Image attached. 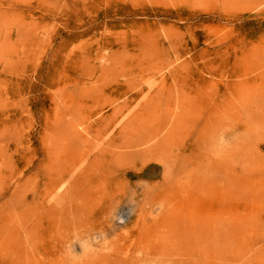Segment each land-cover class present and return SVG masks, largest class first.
Masks as SVG:
<instances>
[{"label": "rangeland", "instance_id": "374dc122", "mask_svg": "<svg viewBox=\"0 0 264 264\" xmlns=\"http://www.w3.org/2000/svg\"><path fill=\"white\" fill-rule=\"evenodd\" d=\"M1 1L0 264H264V0ZM112 148L72 195L58 172Z\"/></svg>", "mask_w": 264, "mask_h": 264}, {"label": "bare ground", "instance_id": "6f19581e", "mask_svg": "<svg viewBox=\"0 0 264 264\" xmlns=\"http://www.w3.org/2000/svg\"><path fill=\"white\" fill-rule=\"evenodd\" d=\"M1 1V0H0ZM8 1H10V0H8ZM15 1V0H14ZM23 1V0H22ZM2 2V1H1ZM24 2H25V0H24ZM38 2V1H37ZM40 2H42V1H40ZM45 2V1H44ZM48 2V1H47ZM6 3V2H5ZM11 3V2H10ZM28 3H30V2H28ZM39 3V2H38ZM37 3V5H39ZM11 4H13V3H11ZM24 4V3H23ZM41 4V3H40ZM15 5V4H14ZM25 5H27V3H25ZM34 5H36V4H34ZM6 6V5H5ZM22 6V5H21ZM24 6V5H23ZM8 7V6H7ZM17 7V6H16ZM19 7V6H18ZM28 7V6H27ZM31 7V6H30ZM29 7V8H30ZM32 8H34V6H32ZM37 8V7H36ZM15 9V8H14ZM4 10V9H3ZM10 10V9H9ZM19 9H17V11H18ZM42 10H44V9H42ZM41 10V11H42ZM1 11V10H0ZM27 11V10H26ZM32 12V11H31ZM2 13V12H1ZM23 13V12H22ZM57 13V12H56ZM3 14V13H2ZM1 14V15H2ZM13 14H15V13H13ZM33 14H34V12H33ZM51 14V13H50ZM12 15V14H11ZM26 15V14H25ZM43 15V14H42ZM47 15V14H46ZM14 16V15H13ZM16 16V15H15ZM14 16V17H15ZM31 16V15H30ZM39 16V15H38ZM55 16H56V14H55ZM4 17H5V15H4ZM10 17V16H9ZM12 17V16H11ZM11 17H10V19L9 20H11ZM41 17V16H40ZM44 17V16H43ZM42 17V18H43ZM7 18H8V16L7 17H5V22L6 21H9V20H7ZM13 18V17H12ZM4 19V18H3ZM2 19V20H3ZM0 20H1V17H0ZM39 20H40V18H39ZM4 21V20H3ZM27 21H29V20H27ZM32 21V20H31ZM38 21V20H37ZM2 21H0V23H1ZM23 22V21H22ZM41 22V21H40ZM28 23V22H27ZM33 23V22H32ZM4 23H2V24H0V26L2 27V25H3ZM31 24V23H30ZM34 24H35V20H34ZM4 26V25H3ZM0 30H1V28H0ZM20 31V33H21V29L19 30ZM6 32V31H5ZM26 33H27V31H26ZM2 34V33H1ZM0 34V35H1ZM7 34V33H6ZM12 34V33H11ZM16 34H18V33H16ZM28 35V34H27ZM26 34H25V36H27ZM71 35H72V33H71ZM16 36V35H15ZM20 36V35H19ZM2 38H3V36H1ZM12 37V36H11ZM10 37V38H11ZM21 37V36H20ZM20 37H19V40H20ZM10 38H9V42H10ZM23 38V37H22ZM25 38V37H24ZM15 39V38H14ZM4 40V39H3ZM16 41V40H15ZM17 41H18V39H17ZM22 41H23V39H22ZM2 42V41H1ZM19 42V41H18ZM24 42V41H23ZM15 43V42H14ZM13 43V44H14ZM17 43V42H16ZM4 44V43H3ZM5 44H7V43H5ZM10 44V43H9ZM8 44V45H9ZM3 46V45H2ZM2 46L0 47L1 49H2ZM11 46V45H10ZM16 46L18 47V43L16 44ZM4 47V46H3ZM4 48H6V47H4ZM3 48V49H4ZM19 48V47H18ZM0 49V51L2 52V50ZM20 49V48H19ZM21 51V50H20ZM19 51V52H20ZM4 52V51H3ZM18 52V51H17ZM18 52V53H19ZM23 52V51H22ZM22 52H20V53H22ZM16 53V52H15ZM24 53V52H23ZM54 53V52H53ZM5 54H7V53H5ZM13 54V53H12ZM49 54V53H48ZM52 54V53H51ZM53 55V54H52ZM138 124V123H137ZM140 124H142V123H140ZM140 124H138V126L137 127H139V125ZM144 125V124H143ZM165 125V124H164ZM164 125H163V127H164ZM173 125H175V126H177L176 128L178 129V126L179 125H176V124H174V123H172V125L171 126H173ZM129 125H127L126 127L129 129L130 127H128ZM166 126V125H165ZM169 126V128L171 129V128H173V127H170V125H168ZM125 127V129H127ZM131 127H133L132 125H131ZM143 126H141V128H142ZM162 127V128H163ZM154 128V127H153ZM175 128V129H176ZM135 129V128H134ZM139 129H140V127H139ZM139 129H138V131H139ZM156 130H157V127L155 128ZM164 129V130H163ZM162 130H163V132H162V134H165V138H167L165 141L163 140V142L159 145L160 147V152H162V150L164 151L165 150V152H167V154H164L165 156L164 157H167L165 160H170V157H177V153L175 152V154H173L171 151V149H170V151H169V149L168 148H171V147H166L165 148V144L167 145L168 144V142H169V140H171L170 138L168 139V136L166 137V133H168V132H166V133H164L166 130H167V128L165 127V128H163ZM166 129V130H165ZM130 130V129H129ZM142 130V129H141ZM125 131V130H124ZM131 131H132V129H131ZM131 131H129V132H131ZM133 131H135V133H136V129L135 130H133ZM159 131V130H158ZM173 131V130H172ZM174 131H176V130H174ZM178 131V130H177ZM176 131V132H177ZM126 132V131H125ZM124 132V133H125ZM127 132H128V130H127ZM126 132V133H127ZM161 132V131H160ZM120 133H122L123 134V132H120ZM138 133V132H137ZM136 133V134H137ZM144 133V132H143ZM147 133V132H146ZM132 134H133V132H132ZM135 134V136H137V137H139V135H136ZM148 134V133H147ZM171 135H172V133H170ZM170 134H168V135H170ZM174 134V133H173ZM177 134V133H176ZM116 135V134H115ZM126 135V134H125ZM124 135V136H125ZM128 136L129 135H131V133L130 134H127ZM150 135H152V133H150V134H148V137L150 136ZM158 134H156V136H157ZM118 136V135H117ZM173 136H176V138L177 137H179L178 135H173ZM137 137H135L134 138V135L132 136V138H134V139H136V141H137ZM147 137V136H146ZM129 138H131V137H129ZM149 138H151V137H149ZM148 138V139H149ZM153 138H154V136H153ZM152 138V139H153ZM156 138V137H155ZM172 138H174V137H172ZM117 139V138H116ZM133 139V140H134ZM139 139V138H138ZM151 139V140H152ZM158 139V138H157ZM118 140V139H117ZM132 140V141H133ZM150 140V141H151ZM156 140V139H155ZM174 140H175V138H174ZM131 141V140H130ZM147 141V140H146ZM149 141V142H150ZM115 142H117V141H115ZM124 141L122 140V143H123ZM134 142H135V140H134ZM175 142H178V139H177V141L175 140ZM188 142H189V140H188ZM118 144H120L119 142H117ZM128 143V142H127ZM137 144L138 143H140V141L138 140V142H136ZM125 144V143H124ZM124 144H122L123 146H124ZM144 143H142V147H144V145H143ZM148 144V143H147ZM147 144L145 145L146 147H148L147 146ZM115 145H116V143H115ZM170 145V144H169ZM173 145V144H172ZM176 145V144H175ZM119 146H121V145H119ZM119 146H117L118 147V149H119ZM132 146H133V143H132ZM134 146H136V145H134ZM141 146V145H140ZM139 146V147H140ZM151 146H152V144H151ZM168 146V145H167ZM116 147V146H115ZM117 147H116V149H117ZM128 146H126V148L125 149H128L127 148ZM149 147H150V145H149ZM154 147V146H153ZM158 147V146H157ZM175 147H177V146H175ZM114 148V147H113ZM113 148H112V150L110 151V150H108V149H103V150H101L100 152H98V154H96L95 155V157H94V159L92 160V162H91V164L89 165L88 164V162H87V164L89 165V166H86L85 168H83V169H80V170H71V169H62L63 170V173L60 171V172H58V175L60 174V176L61 177H63L64 179H65V177H64V175H65V173H68V175H69V179H68V183H69V190L68 191H70V190H72V189H74V191H73V193L71 192V194L72 195H75L74 193H75V188H77V190H78V188L80 189V188H82L81 186H83V187H86L87 186V184L88 183H91V182H87L88 180V178L89 177H87V176H89V174H91V171L92 170H100V169H102V171L100 172L101 174H99V180L102 182V183H106V182H109L110 181V179H111V175L115 172V169H116V167L114 168V169H112V167L113 166H118L119 167V165H121V163H123L125 160H128V159H126L125 157L126 156H124L123 154V152H125V151H120V152H115L114 150H113ZM122 148V147H121ZM131 148H133V147H131ZM130 148V149H131ZM136 148V150H139V149H137V147H135ZM145 148V147H144ZM115 149V148H114ZM129 149V150H130ZM176 149V148H175ZM177 149H178V147H177ZM120 150V149H119ZM180 150V149H179ZM177 151V150H176ZM200 151V150H199ZM92 151H90V153H91ZM127 152H129L128 150H127ZM131 152V151H130ZM140 152V151H139ZM145 152V151H144ZM152 152V151H151ZM126 153V152H125ZM134 153V152H133ZM159 153V152H158ZM183 153H184V151H183ZM187 153V152H186ZM156 154H157V152H156ZM89 155V154H88ZM128 155V154H127ZM137 155V154H136ZM160 155V154H159ZM141 156V155H140ZM154 156H156V157H158V155H154ZM161 156H163V154L161 155ZM160 156V157H161ZM168 156H169V158H168ZM201 156V155H200ZM135 157H137V156H135ZM141 157H143L144 158V156H141ZM86 158V157H85ZM84 158V160H86ZM127 158H129V156L127 157ZM180 158V157H179ZM178 158V159H179ZM147 159V158H146ZM158 159V158H157ZM156 159V160H157ZM178 159H176V160H178ZM67 160V159H66ZM160 160V159H159ZM176 160H175V162H176ZM81 161H82V159H81ZM183 161H184V159H183ZM160 162L162 163V161L160 160ZM169 162V161H168ZM200 162V161H199ZM180 163V165H181V163H183V162H179ZM178 163V164H179ZM177 164V165H178ZM186 164V163H185ZM189 164V163H188ZM57 165V164H56ZM59 165V164H58ZM106 165H109L108 167L106 166ZM177 165H176V167H177ZM192 165V164H191ZM123 166V165H122ZM169 166H171V165H169ZM184 166V165H183ZM195 166H198V165H195ZM79 167H81V166H79ZM78 167V168H79ZM182 167V166H181ZM49 169H50V167H48ZM76 168V167H75ZM82 168V167H81ZM108 168V169H107ZM164 168H166V167H164ZM174 168V167H173ZM183 168V167H182ZM48 169V170H49ZM51 169H52V167H51ZM57 169H59L60 170V168H58V166H57ZM57 169H53V170H56V172H57ZM112 169V170H111ZM180 169V168H179ZM53 170H51V172L53 171ZM169 170H170V168H169ZM168 170V171H169ZM175 170V169H174ZM177 170V169H176ZM175 170V171H176ZM144 171V170H143ZM171 171V170H170ZM55 172V171H54ZM97 172V171H96ZM95 172V173H96ZM118 172V171H117ZM110 173V174H109ZM139 173V172H138ZM171 173H172V171H171ZM56 174V173H55ZM62 174V175H61ZM124 174V173H123ZM164 174V173H163ZM167 174V173H166ZM168 174H170V173H168ZM57 175V174H56ZM57 175V176H58ZM110 175V176H109ZM50 176H51V174H50ZM54 176V175H53ZM125 176V175H124ZM170 176V175H169ZM173 176V175H172ZM47 177V176H46ZM98 177V176H97ZM48 178H50V177H48ZM176 178H178V177H176ZM67 179H65V180H67ZM92 180V179H91ZM146 180V179H145ZM179 180H180V178H179ZM61 180L59 179V182H60ZM47 182V181H46ZM62 182V181H61ZM67 182V181H66ZM66 182H65V184H66ZM48 183H49V181H48ZM92 184H93V182H92ZM95 184V183H94ZM97 184V183H96ZM53 185V184H52ZM51 185V186H52ZM57 185V184H56ZM55 185V186H56ZM49 187V189L50 188H52V187ZM89 186V185H88ZM114 186H115V184H114ZM130 186V185H129ZM36 187V186H35ZM131 187V186H130ZM46 188V187H45ZM54 188V187H53ZM62 188V187H61ZM153 188V187H152ZM33 189V191H34V189L35 188H32ZM31 189V190H32ZM55 189H57V188H55ZM83 189V188H82ZM89 189V188H88ZM93 189V188H92ZM106 189V188H105ZM45 190V189H44ZM48 189H46V193H48V191H47ZM58 190H60V189H58ZM76 190V191H77ZM90 190V189H89ZM32 191V192H33ZM36 191V190H35ZM49 191H51V190H49ZM55 191H57V190H55ZM82 191V190H81ZM83 191H84V189H83ZM87 191V190H86ZM106 191H107V189H106ZM115 191V190H114ZM117 192V191H116ZM116 192H114V193H116ZM150 192V191H149ZM152 192V191H151ZM69 193V192H68ZM67 193V194H68ZM79 193V192H78ZM84 193V192H83ZM82 193V194H83ZM87 193V192H86ZM77 194V193H76ZM151 194V193H150ZM52 195H53V193H52ZM63 195V194H62ZM64 195H65V197L67 196L66 195V193L64 192ZM69 196H67L68 198H70V197H72V196H70V194H68ZM148 195H149V193H148ZM147 195V196H148ZM58 196H59V194H58ZM76 196H81V194H77ZM83 196V195H82ZM86 196V195H85ZM90 196V195H89ZM54 197H56V193H55V195H54ZM60 197V196H59ZM87 197V196H86ZM109 197H110V195H109ZM62 198H64V197H62ZM67 198V199H68ZM100 197H98V199H99ZM112 198V197H111ZM56 199V198H55ZM58 199V198H57ZM60 199V201H61V198H59ZM97 199V198H96ZM98 199L96 200V201H98ZM114 199H115V197H114ZM74 200H76V199H74ZM82 200V199H81ZM80 199H79V202L81 201ZM110 200V199H109ZM58 201V200H57ZM63 201V200H62ZM62 201H61V203H62ZM83 201H86L85 199L84 200H82L81 202L83 203ZM96 201H92V202H96ZM99 201H101V200H99ZM115 201V200H114ZM68 202H69V200H68ZM75 203H76V201H74ZM65 203H67V201H65ZM69 203H71V201L69 202ZM69 203H67V205L69 204ZM106 203H109V202H106ZM131 203V202H130ZM86 204H89V203H86ZM93 204V203H92ZM115 204H117V203H115ZM114 204V205H115ZM80 205H81V203H80ZM80 205H78L79 206V208H78V210L77 211H82L81 209H82V206L80 207ZM91 205V204H90ZM93 205H96L95 203L93 204ZM128 205V204H127ZM86 205H84V203H83V207H85ZM121 206V205H120ZM130 206H131V204L129 205V208H126V209H122V210H119V214H120V218L121 219H126V218H128L129 217V215H130V211H131V208H130ZM69 207H70V205H69ZM87 207V206H86ZM85 207V208H86ZM89 207H91V206H89ZM103 207V206H102ZM111 207V206H110ZM62 208H64V207H62ZM62 208H61V210H62ZM65 208H68V206L67 207H65ZM75 208V207H74ZM77 208V207H76ZM75 208V209H76ZM112 208V207H111ZM123 208H125V207H123ZM99 209V208H98ZM73 210V206H72V209H71V211ZM87 210H88V208H87ZM90 210V209H89ZM73 211H75V210H73ZM111 211V209H103V210H101L100 212H101V214L102 215H105V216H108V214H109V212ZM118 211V210H117ZM116 211V212H117ZM82 212H85L84 210L82 211ZM113 212V211H112ZM111 212V213H112ZM116 212L114 213L115 215H116ZM96 213V212H95ZM95 213H93V214H95ZM73 214H75V217H76V215H78L77 214V212L75 213H73ZM97 214V213H96ZM118 214V215H119ZM71 215V214H70ZM92 215V214H91ZM113 215V214H112ZM74 217V215H71V217ZM81 216H83V214L81 215ZM94 216V215H93ZM72 217V218H73ZM74 217V218H75ZM79 217V216H78ZM78 217H76V218H78ZM95 217V219H94V223H93V230L95 229V223L98 221V219L100 218L99 216H94ZM113 217V216H112ZM131 217H132V215H131ZM134 217H136V216H134ZM73 218V219H74ZM80 218H82V217H80ZM113 218H115V217H113ZM116 218H119V216L118 217H116ZM87 219H89L88 217H87ZM77 220H80L79 218L77 219ZM77 220H75L76 221V224H75V226L78 224V221ZM82 220H84L83 218H82ZM97 220V221H96ZM112 220V219H111ZM115 220V219H114ZM81 221V220H80ZM79 221V222H80ZM85 221V220H84ZM118 223H119V221H117ZM116 222V223H117ZM86 223H87V221H86ZM84 224V223H83ZM88 225H89V223H87ZM86 224V225H87ZM80 226V224L79 225H77V227H79ZM82 226V225H81ZM110 227H111V225H110ZM110 227L108 228V229H110ZM114 227V226H113ZM103 228H104V225H103ZM84 229H86V228H84ZM89 229V228H88ZM102 229V228H101ZM30 231H32L31 229H30ZM80 231H83V230H81L80 229ZM92 231V230H91ZM114 231V230H113ZM112 231V232H113ZM84 232H87V231H85L84 230ZM81 234H79L80 236L79 237H77V235L78 234H76V240L78 239L79 240V245L81 246V248L80 247H78V248H80V250L83 252V253H88V254H90V250H92L91 249V247H88V246H90L89 244H91L92 242H93V240L91 241V243L89 242V237H87L85 234H82V232H80ZM101 233V232H100ZM107 233H109L108 232V230H107ZM107 233H103V235H106ZM93 234H96V233H93ZM110 234V233H109ZM109 234H108V238H109ZM112 234V233H111ZM99 235V234H98ZM114 235V234H113ZM156 235V234H155ZM73 236H75V235H73ZM94 236V235H93ZM158 236V235H157ZM164 236V235H163ZM97 238H98V236H96ZM106 237V236H105ZM156 237V236H155ZM160 237H162V236H160ZM93 238V237H92ZM99 238H101V237H99ZM98 238V239H99ZM112 238V237H111ZM111 238H109L107 241L108 242H111L110 241V239ZM74 239H75V237H74ZM159 239V238H158ZM169 239V238H168ZM69 240V239H68ZM72 240V239H71ZM71 240H69V241H71ZM75 240V241H76ZM77 240V241H78ZM94 240L96 241V239L94 238ZM112 240V239H111ZM155 240H157L156 238H155ZM159 240H161V238L159 239ZM74 241V240H73ZM102 241V240H101ZM107 241L106 242H104V243H107ZM163 241H164V238H163ZM71 243V242H70ZM77 243V244H78ZM94 243V242H93ZM96 243V242H95ZM74 245H75V243H73ZM76 244V245H77ZM88 244V245H87ZM102 244V243H101ZM111 244H112V242H111ZM163 244V243H162ZM100 245V244H99ZM106 245V244H105ZM105 245H103V248H104V246ZM110 245V244H109ZM109 245L107 246L108 248H109ZM70 246V245H69ZM73 246V245H72ZM102 246V245H101ZM99 247V246H98ZM167 247V246H166ZM71 248V247H70ZM74 248V247H73ZM77 248V247H76ZM94 248V247H93ZM100 248V247H99ZM106 248V247H105ZM107 248V249H108ZM96 249V248H95ZM168 249V248H167ZM167 249H165V250H163L162 252H165V251H167ZM74 250V252H76L77 250L74 248L73 249ZM76 250V251H75ZM140 250V249H139ZM98 251V253H100L99 252V250H97ZM97 251L96 252H94L93 254H94V256H96L95 254H98L97 253ZM104 252H105V250H103ZM102 251V252H103ZM78 252V251H77ZM136 252H138V251H136ZM92 253V252H91ZM92 254V255H93ZM104 254V253H103ZM107 254V253H106ZM166 253H163V255H165ZM75 256H76V254H74ZM81 255V254H80ZM79 255V256H80ZM84 255V254H83ZM100 255H102V254H100ZM100 255H98V256H100ZM135 255H136V253H135ZM138 255V254H137ZM139 255H141V253L139 254ZM86 256V255H85ZM88 257L90 256V255H87ZM112 256V255H111ZM190 256V255H189ZM198 256V255H197ZM72 257V256H71ZM77 257V259H80V258H78V256H76ZM82 257H84V256H82ZM102 257L105 259H107V257L105 256V254L104 255H102ZM136 257H138V256H136ZM193 257V256H192ZM195 257V256H194ZM200 257V256H199ZM67 258H70V257H67ZM85 258V257H84ZM102 258V259H103ZM159 259L157 260L156 259V261H158L157 262V264H165L164 263V259L163 258H160V257H158ZM188 258V257H187ZM196 258V257H195ZM64 259V258H63ZM77 259H75L72 263H70V264H78L77 263ZM103 259V261L105 262V260ZM141 259V258H140ZM139 258H134V260L132 261L131 260V263H129V262H125L124 264H137V263H143L144 264V260H140ZM144 259H147V258H144ZM65 260V262H66V258L64 259ZM115 258H114V262H115ZM119 260H121L120 258H119ZM119 260H116L117 262H119L120 264H122V262H120ZM154 260V259H153ZM69 261V260H68ZM99 261H101V259L99 260ZM109 261V260H108ZM141 261V262H140ZM146 262H147V260H145ZM183 261H184V259H183ZM191 261V260H190ZM198 261L200 262V259H198ZM198 261H196V263L195 264H198ZM102 262V261H101ZM111 262V261H110ZM145 262V263H146ZM99 262L98 261H96V259L94 258L93 259V257L92 258H87V259H84L81 263H79V264H98ZM112 263V262H111ZM151 263V262H150ZM191 263H193L192 261H191ZM64 264V263H63ZM114 264V263H113ZM116 264H118V263H116ZM174 264H183L180 260H176L175 261V263Z\"/></svg>", "mask_w": 264, "mask_h": 264}]
</instances>
